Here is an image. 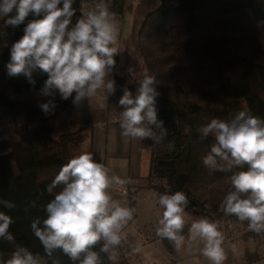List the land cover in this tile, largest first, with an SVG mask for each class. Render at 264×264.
<instances>
[{"label": "trees", "instance_id": "trees-1", "mask_svg": "<svg viewBox=\"0 0 264 264\" xmlns=\"http://www.w3.org/2000/svg\"><path fill=\"white\" fill-rule=\"evenodd\" d=\"M72 7L73 22L87 13L79 0ZM261 22L264 0H166L147 13L137 34L147 75L158 81V117L168 128L167 137L151 147L149 177L157 184V196L182 191L189 201L186 213L245 230L246 222L218 210L231 173L202 165L213 138L199 141V128L213 118L230 120L239 111L264 118ZM22 29L5 28L0 19V212L12 217L8 230L14 236L12 243L0 239V258H10L15 246L22 245L52 264L30 223L45 218L43 207L59 190L49 194L47 186L86 140L92 144L97 123L89 99L76 107L58 93L55 114L46 116L37 106L48 99L41 95L46 75L34 73V86L22 75L8 76L9 48ZM115 81L122 85L124 79L115 74ZM139 81L128 88L135 91ZM2 201L15 207L9 209ZM53 258L73 264L59 251ZM101 258L102 264H111L105 254Z\"/></svg>", "mask_w": 264, "mask_h": 264}, {"label": "clouds", "instance_id": "clouds-1", "mask_svg": "<svg viewBox=\"0 0 264 264\" xmlns=\"http://www.w3.org/2000/svg\"><path fill=\"white\" fill-rule=\"evenodd\" d=\"M75 0H0V19L5 28L23 25V34L11 44L5 67L10 77L24 76L35 85L34 73L46 75L41 95L48 97L37 106L46 115H54L60 99H71L73 106L95 97L103 90L105 99L117 91L115 81L119 55V25L110 11V0H94V8L73 22ZM31 17V18H30ZM264 23V22H261ZM0 32V35H3ZM127 83L131 84V81ZM158 81L145 75L135 91L120 86L117 105L120 135L129 140L162 142L168 128L158 117ZM106 105L101 104L104 108ZM213 138L210 151L202 158L209 171L231 173L230 188L224 193L218 210L225 217L234 216L249 231L264 233V118L239 111L230 120L213 118L199 128V141ZM235 169V171H234ZM129 179L110 174L109 169L94 159L91 152H81L63 164L46 191L52 199L43 207L45 218L36 217L30 229L52 258L59 251L73 264H102L101 253L111 264H118V248L125 238L123 229L134 219L135 209L121 204L110 189L124 186ZM9 209L11 201H2ZM188 198L182 191L158 194L161 214L155 234L180 249L185 244ZM12 217L0 212V239L10 243ZM188 239L201 241V254L211 264H224L227 253L225 236L219 225L200 217L188 227ZM97 246L98 250H97ZM140 246L132 251L138 252ZM0 264H40L39 254L16 245L10 258Z\"/></svg>", "mask_w": 264, "mask_h": 264}, {"label": "rangeland", "instance_id": "rangeland-1", "mask_svg": "<svg viewBox=\"0 0 264 264\" xmlns=\"http://www.w3.org/2000/svg\"><path fill=\"white\" fill-rule=\"evenodd\" d=\"M158 2L160 3V0H110V11L115 13L120 29L115 45L119 52L116 74L126 82L131 81L128 85H133L147 75L137 49V34L144 17ZM89 101L97 124L100 122L105 125L104 122L108 119L110 121L111 116L117 117L118 113L120 114L119 106L113 109L108 105L103 90L98 91L95 97L89 98ZM101 104L106 106L101 108ZM19 121L22 124V119ZM116 126H119V122ZM107 140L110 145L115 146L107 147L106 143L103 146L102 157L105 166L110 174L114 173L130 180V183L124 186L113 185L110 192L121 204L136 210L134 219L123 229L125 238L117 249L119 261L124 264H211L200 252L203 243L188 239V227L199 217L186 213L183 232L186 239L180 249H176L172 243L155 234L161 209L157 204L158 196L155 190L157 184L149 177L153 141L129 140L122 137L119 132ZM94 143V139L92 144L86 140L81 151L73 156L85 151L91 152ZM13 168L16 170L15 166ZM215 222L225 236L223 247L227 259L224 264H264L263 234L252 235L241 226L225 224L222 221ZM137 245L140 246L139 251L133 252L132 249ZM40 264H46V261L42 259Z\"/></svg>", "mask_w": 264, "mask_h": 264}, {"label": "crops", "instance_id": "crops-1", "mask_svg": "<svg viewBox=\"0 0 264 264\" xmlns=\"http://www.w3.org/2000/svg\"><path fill=\"white\" fill-rule=\"evenodd\" d=\"M117 85V91L116 94L112 97H110L109 99H106V101H108V105L113 109L116 108L115 106L117 105V101L119 96L122 94L121 90H120V86H127L128 87V83L126 81L123 82V84H119L116 82ZM119 117L120 114L118 113V116H111V120L109 121V119L104 122L105 125L101 124L100 122L97 124V126L94 129V134H93V139L95 141L94 145H93V156L94 159H96L98 162L103 163L104 164V159L102 157V155H104V151H103V146L106 143L107 147H111L113 148L115 145H110L107 138H112L113 135H116V133H120V128L118 125L119 122ZM105 165V164H104Z\"/></svg>", "mask_w": 264, "mask_h": 264}, {"label": "built area", "instance_id": "built-area-1", "mask_svg": "<svg viewBox=\"0 0 264 264\" xmlns=\"http://www.w3.org/2000/svg\"><path fill=\"white\" fill-rule=\"evenodd\" d=\"M82 11L87 12L94 8L93 0H79Z\"/></svg>", "mask_w": 264, "mask_h": 264}, {"label": "water", "instance_id": "water-1", "mask_svg": "<svg viewBox=\"0 0 264 264\" xmlns=\"http://www.w3.org/2000/svg\"><path fill=\"white\" fill-rule=\"evenodd\" d=\"M165 1H166V0H160V2H161L162 4L165 3Z\"/></svg>", "mask_w": 264, "mask_h": 264}]
</instances>
